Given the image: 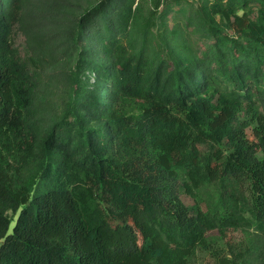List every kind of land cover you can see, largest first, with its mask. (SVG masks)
<instances>
[{
  "label": "trees",
  "instance_id": "16d2710c",
  "mask_svg": "<svg viewBox=\"0 0 264 264\" xmlns=\"http://www.w3.org/2000/svg\"><path fill=\"white\" fill-rule=\"evenodd\" d=\"M63 16L0 0V264H191L264 236V0H103L58 36Z\"/></svg>",
  "mask_w": 264,
  "mask_h": 264
},
{
  "label": "rangeland",
  "instance_id": "374dc122",
  "mask_svg": "<svg viewBox=\"0 0 264 264\" xmlns=\"http://www.w3.org/2000/svg\"><path fill=\"white\" fill-rule=\"evenodd\" d=\"M49 5H55L60 8L64 14L62 18H65L66 26H58V30H51L52 33L60 36L65 35L70 31L69 28L64 30L65 27L70 25L71 19L83 16L91 8L99 5L103 0H43ZM196 3H202L205 0H191ZM69 40V37H66ZM62 40V39H61ZM66 42V40L64 39ZM16 46L22 53H26V44L23 37L15 35ZM72 66L71 62L64 61L57 69L45 73L47 79H52L53 76L58 74H64ZM68 89H64L63 95L67 94ZM62 94V93H61ZM60 95V92L56 94V97ZM66 96V95H65ZM60 98V97H59ZM183 200L188 204H192V200L182 195ZM14 225V224H13ZM213 247L209 250L199 249L196 257L191 264H264V236L258 233L253 228H247L244 230H238L235 232L227 233L225 238L214 234Z\"/></svg>",
  "mask_w": 264,
  "mask_h": 264
}]
</instances>
